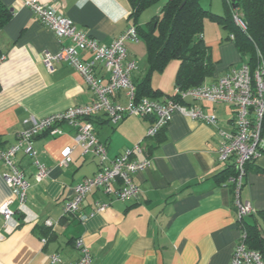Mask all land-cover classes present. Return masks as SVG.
Returning <instances> with one entry per match:
<instances>
[{
  "label": "crops",
  "instance_id": "0c3cea01",
  "mask_svg": "<svg viewBox=\"0 0 264 264\" xmlns=\"http://www.w3.org/2000/svg\"><path fill=\"white\" fill-rule=\"evenodd\" d=\"M1 1L12 10L10 20L0 30V149H5L16 143L17 133L30 126L26 122L30 117L41 119L90 104L95 95L69 63L55 62L50 67L44 64V52L56 53L71 40L59 39L24 6L23 0ZM39 1L61 11L102 44H110L130 26L146 27L163 7L156 3L135 20L128 0ZM227 35V30L216 22L205 26L202 37L215 62L214 73L206 83L244 61L235 41ZM127 46L130 58L138 63L132 74L138 84L149 67L147 46L139 33L138 39L128 41ZM81 57L92 60L89 53H81ZM174 62L152 75V87L162 92L153 99L165 100L174 95L179 61ZM97 74L108 76L100 63ZM113 100L126 103L125 92H117ZM187 103L215 114L217 124L176 112L160 135L147 138L150 121L139 115H129L117 124L104 113L92 119L110 159L143 142L144 153L135 158L148 156L152 165L134 177L141 189L136 199L122 201L96 189L75 216L63 215L74 185L99 170L98 158L83 154L75 141L76 130L67 123L60 125L61 134L45 132L34 139L38 159L50 169L43 181L34 178L37 168L33 160L23 151L17 154L19 167L30 182L23 206L6 183L7 167L0 160V205L10 201L14 212L8 222L0 213V264H52L53 254L60 257L55 264H72L81 257L75 246L78 238L90 250L93 264H230L243 228L237 220L232 186L225 173L235 169L234 159L220 161L219 129L232 131L235 108L192 98H187ZM68 147L72 148L71 161L61 166ZM241 198L255 209L245 222L263 226L259 213L264 210V153L249 164ZM98 202L108 207L96 212ZM47 220H52L53 226H48ZM43 238L47 241L43 242Z\"/></svg>",
  "mask_w": 264,
  "mask_h": 264
},
{
  "label": "built area",
  "instance_id": "2783aa9c",
  "mask_svg": "<svg viewBox=\"0 0 264 264\" xmlns=\"http://www.w3.org/2000/svg\"><path fill=\"white\" fill-rule=\"evenodd\" d=\"M35 17L45 26L51 28L59 39L69 38L71 44L63 45L52 53H43L46 67L55 62H67L72 65L86 80L95 97L90 104L70 107L62 112L47 115L41 119L30 117L26 120L29 127L17 133V141L8 148L0 149V160L6 165V183L11 187L15 196L23 206L30 188V182L23 170L20 169L17 154L23 151L32 160L37 170L34 178L41 182L49 176L50 169L38 159L34 147V139L45 132L55 136L62 133L60 125L67 123L76 130L75 141L82 148L83 154L98 158L99 170L90 177H85L73 187V196L64 204L63 215L75 216L85 203L87 196L96 189H101L118 200L136 199L141 194L140 187L135 182L138 172L152 165L150 157L137 159V154L144 153L143 142L134 148L110 159L107 146L100 141L95 133L92 119L104 113L111 123L117 124L129 115H139L150 121L146 137L153 138L165 129L176 112L203 123L216 125L215 114L206 113L200 106L188 104L187 98L194 101L209 103H225L234 106L235 118L232 131L219 129L222 137L219 148V159L228 162L234 159L236 174L229 177L234 195L237 220L239 225L255 213L252 205L243 201L241 191L246 174V165L259 158L264 153V66L258 63L254 68L248 58H244L240 66H233L217 80L203 83L186 90L176 87L172 97L165 100L137 96L136 84L132 80L133 72L138 68L135 59L130 58L128 41L137 40L136 27L130 26L110 44H102L86 31L78 28L73 20L51 5L39 0H23ZM235 23L243 30L245 23L236 12ZM228 39L235 40V35L229 34ZM81 53H89L92 60L85 61ZM101 64L107 77L97 74V64ZM124 91L126 103L115 102L113 96ZM72 148L64 150L61 166H68L71 161ZM108 207L107 203L98 202L96 212ZM0 213L5 221H9L14 212L10 209V201L0 205ZM84 219V217H83ZM48 226H53L52 220H47ZM47 238H43L46 242ZM75 246L81 252L80 259L72 264H93L92 255L82 238L75 240ZM60 262L58 254L51 256V263ZM230 264H264L260 251L252 249L246 242L244 229L235 246Z\"/></svg>",
  "mask_w": 264,
  "mask_h": 264
},
{
  "label": "trees",
  "instance_id": "16d2710c",
  "mask_svg": "<svg viewBox=\"0 0 264 264\" xmlns=\"http://www.w3.org/2000/svg\"><path fill=\"white\" fill-rule=\"evenodd\" d=\"M128 1L132 7L131 16L137 20L143 10L161 0ZM223 2L224 14H218L205 8L202 0H165L161 13L154 16L146 27L136 26L139 35L146 43L149 65L145 77L136 84L139 98H158L162 95L161 91L152 87V75L155 72H163L172 60L179 61L175 87L186 90L207 82L214 73L215 62L210 48L202 37L206 20L222 25L229 34L235 35L237 48L249 59L253 68L258 63L264 66V0H223ZM236 12L245 23V30L235 23ZM11 16V8L0 0V30ZM2 144L0 140V146ZM252 162L246 165V170ZM225 173L229 178L234 176L236 171L228 169ZM259 216L264 223V210ZM241 227L246 234L248 246L260 251L264 258V225L260 226L258 222L246 223L244 219Z\"/></svg>",
  "mask_w": 264,
  "mask_h": 264
},
{
  "label": "rangeland",
  "instance_id": "374dc122",
  "mask_svg": "<svg viewBox=\"0 0 264 264\" xmlns=\"http://www.w3.org/2000/svg\"><path fill=\"white\" fill-rule=\"evenodd\" d=\"M164 3H165V0H161L160 2L157 3V5H161L162 4V6H163ZM202 4L206 8H211L214 12L218 11V12L224 14V2H223V0H202ZM207 23H214V22H212L211 20L210 21L206 20L205 21V26H206ZM205 26H204V30H205ZM209 31L210 30H208V32ZM227 32H228V35H227V37H228L229 36V31H227ZM174 61H176L174 63H177V60H174ZM168 82H169V80H168ZM170 85H172V81L170 82Z\"/></svg>",
  "mask_w": 264,
  "mask_h": 264
}]
</instances>
